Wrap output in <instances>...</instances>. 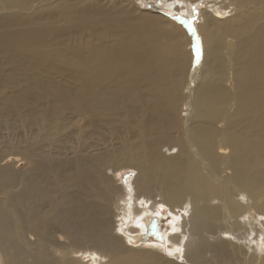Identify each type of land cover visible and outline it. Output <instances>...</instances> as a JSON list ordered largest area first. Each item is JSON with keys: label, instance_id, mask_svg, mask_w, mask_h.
Listing matches in <instances>:
<instances>
[{"label": "bare ground", "instance_id": "6f19581e", "mask_svg": "<svg viewBox=\"0 0 264 264\" xmlns=\"http://www.w3.org/2000/svg\"><path fill=\"white\" fill-rule=\"evenodd\" d=\"M151 2L0 0V264H264V0Z\"/></svg>", "mask_w": 264, "mask_h": 264}, {"label": "rangeland", "instance_id": "374dc122", "mask_svg": "<svg viewBox=\"0 0 264 264\" xmlns=\"http://www.w3.org/2000/svg\"><path fill=\"white\" fill-rule=\"evenodd\" d=\"M134 1L140 6V8H145V7H147V5L153 4L151 2L152 0H134ZM194 4H196V3L194 2L193 4H189L190 6H195V8H196L195 12H193V15H190V18L194 21V24H196V22H200L201 13L199 10V6L194 5ZM203 6H204V3H203ZM151 7H153V5ZM160 10L165 12V13H170V14H173L175 11L173 8L168 9V6H165V5L164 6L162 5V7L160 6ZM175 14H179V13L176 11ZM128 176H130V172L129 171L124 172L122 175V180H127ZM171 219H172V217H171V214H169V210L168 211L163 210L160 222L158 224H156V225L154 224L152 226L153 228L150 231L151 236L153 238H158L160 233L162 231H164L167 226H169L168 224H169Z\"/></svg>", "mask_w": 264, "mask_h": 264}, {"label": "snow or ice", "instance_id": "6c2138e0", "mask_svg": "<svg viewBox=\"0 0 264 264\" xmlns=\"http://www.w3.org/2000/svg\"><path fill=\"white\" fill-rule=\"evenodd\" d=\"M198 58H199V54H198Z\"/></svg>", "mask_w": 264, "mask_h": 264}]
</instances>
